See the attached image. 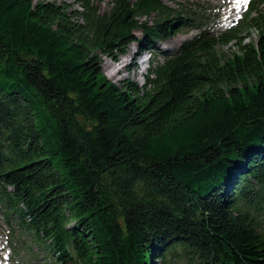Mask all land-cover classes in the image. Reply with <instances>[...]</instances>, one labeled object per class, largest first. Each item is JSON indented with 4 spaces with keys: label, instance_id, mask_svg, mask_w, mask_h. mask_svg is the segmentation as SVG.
<instances>
[{
    "label": "trees",
    "instance_id": "trees-1",
    "mask_svg": "<svg viewBox=\"0 0 264 264\" xmlns=\"http://www.w3.org/2000/svg\"><path fill=\"white\" fill-rule=\"evenodd\" d=\"M78 1L0 0V218L56 264H264V0L161 56L142 89L109 82L102 58L180 16Z\"/></svg>",
    "mask_w": 264,
    "mask_h": 264
},
{
    "label": "rangeland",
    "instance_id": "rangeland-1",
    "mask_svg": "<svg viewBox=\"0 0 264 264\" xmlns=\"http://www.w3.org/2000/svg\"><path fill=\"white\" fill-rule=\"evenodd\" d=\"M38 1L55 5L64 4L71 11H81L78 0ZM162 3L173 11L174 16H180L185 25L178 26L166 40L155 41L152 45L133 43L126 48L124 55H120L115 60L103 57L101 60L103 75L113 85L121 88L127 84H134L136 88L142 89L149 69L155 65L156 61H162L161 56L174 53L184 42L191 41L199 33L210 35L212 32H224L232 29L243 21L246 14V7L240 12H232L235 5L234 0H162ZM226 4L231 10V18L220 23L218 19L225 12L223 6ZM95 6L100 14H104L111 9L112 2L110 0H95ZM262 8L264 12V4ZM141 21L149 22L145 19ZM240 37L244 38V43L256 42L259 33L257 29H250V26L243 25ZM135 38L142 41L146 36L143 32H137ZM146 47H149V52L146 51L144 54ZM237 52L238 49L234 42L227 46L217 47V53L222 57V60L231 58ZM141 54L143 55L140 57ZM121 62H124L121 65L124 69L116 73L115 65ZM132 62L138 64L134 69L130 66ZM110 72L113 74L112 77L109 76ZM10 228L15 230L7 226L0 218V264H56L53 256H50L45 250V246H39L32 241V237L12 231ZM171 260H166V263L155 261V264H177L176 260Z\"/></svg>",
    "mask_w": 264,
    "mask_h": 264
},
{
    "label": "bare ground",
    "instance_id": "bare-ground-1",
    "mask_svg": "<svg viewBox=\"0 0 264 264\" xmlns=\"http://www.w3.org/2000/svg\"><path fill=\"white\" fill-rule=\"evenodd\" d=\"M240 1H242V0H240ZM240 1H238L236 4H237V6H235L234 8H233V10L235 11V12H240L242 9H243V7L244 6H241V3H239ZM241 7V8H240ZM239 8H240V10H239ZM124 62H121L120 64H117V65H115V71H116V73H119L122 69H124V67L123 66H121L122 64H123ZM130 66L134 69L136 66H138V64L136 63V62H132L131 64H130ZM109 76L110 77H112L113 76V74L110 72L109 73Z\"/></svg>",
    "mask_w": 264,
    "mask_h": 264
}]
</instances>
